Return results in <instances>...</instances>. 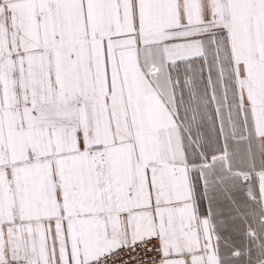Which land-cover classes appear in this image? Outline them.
Wrapping results in <instances>:
<instances>
[{
	"label": "snow or ice",
	"instance_id": "snow-or-ice-1",
	"mask_svg": "<svg viewBox=\"0 0 264 264\" xmlns=\"http://www.w3.org/2000/svg\"><path fill=\"white\" fill-rule=\"evenodd\" d=\"M0 264H264V0H0Z\"/></svg>",
	"mask_w": 264,
	"mask_h": 264
}]
</instances>
